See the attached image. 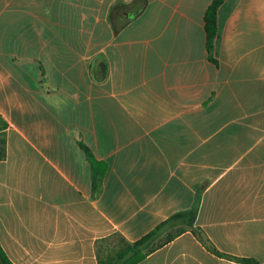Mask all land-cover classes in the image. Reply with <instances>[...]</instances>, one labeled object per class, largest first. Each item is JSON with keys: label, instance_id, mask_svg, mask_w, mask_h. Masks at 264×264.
Returning <instances> with one entry per match:
<instances>
[{"label": "crops", "instance_id": "0c3cea01", "mask_svg": "<svg viewBox=\"0 0 264 264\" xmlns=\"http://www.w3.org/2000/svg\"><path fill=\"white\" fill-rule=\"evenodd\" d=\"M211 2L0 0V245L14 264H98L100 238L134 241L200 189L196 223L218 249L264 263V0H224L215 61ZM136 264L251 263L188 230Z\"/></svg>", "mask_w": 264, "mask_h": 264}, {"label": "trees", "instance_id": "16d2710c", "mask_svg": "<svg viewBox=\"0 0 264 264\" xmlns=\"http://www.w3.org/2000/svg\"><path fill=\"white\" fill-rule=\"evenodd\" d=\"M224 0H212L205 13V29L207 34V49L210 60L213 57L214 43L218 32V10ZM6 126L7 123L4 122ZM89 153L90 162L95 165L97 160L91 150L83 146ZM6 156V149L0 151V159ZM97 171L96 169H94ZM93 172L92 182L95 191H99V186L103 178V172ZM202 189H200L192 205L188 208L178 210L159 222L149 232L142 237L130 241L122 233L117 232L110 236L100 238L97 242L98 264H136L144 259L148 254L164 246L185 231H192L196 237L206 246L208 250L227 258L251 264H260L252 257H240L221 251L208 237L203 228L196 223ZM0 264H14L0 245ZM264 264V263H263Z\"/></svg>", "mask_w": 264, "mask_h": 264}, {"label": "rangeland", "instance_id": "374dc122", "mask_svg": "<svg viewBox=\"0 0 264 264\" xmlns=\"http://www.w3.org/2000/svg\"><path fill=\"white\" fill-rule=\"evenodd\" d=\"M3 149V145H2V142L0 140V151Z\"/></svg>", "mask_w": 264, "mask_h": 264}]
</instances>
